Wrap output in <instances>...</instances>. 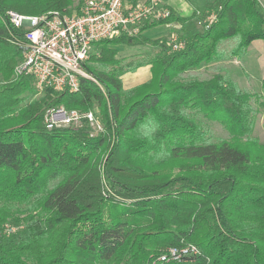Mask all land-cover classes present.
<instances>
[{
	"label": "trees",
	"instance_id": "trees-1",
	"mask_svg": "<svg viewBox=\"0 0 264 264\" xmlns=\"http://www.w3.org/2000/svg\"><path fill=\"white\" fill-rule=\"evenodd\" d=\"M81 3L0 0V264H264V143L254 136L257 112L264 125V79L256 92L222 72L185 75L264 43L261 1L213 0L207 10L218 17L208 28L188 26L197 12L173 11L140 35L103 39L85 63L95 80L39 93L32 76L17 73L24 29L8 12H74ZM168 22L183 25L182 50L143 34ZM120 44L160 50L119 58ZM145 65L150 80L125 88L123 75ZM59 106L93 110L103 130L92 136L87 121L49 130L45 113ZM149 121L155 132L142 129ZM210 122L236 142L217 139ZM189 244L200 254L157 261Z\"/></svg>",
	"mask_w": 264,
	"mask_h": 264
},
{
	"label": "built area",
	"instance_id": "built-area-1",
	"mask_svg": "<svg viewBox=\"0 0 264 264\" xmlns=\"http://www.w3.org/2000/svg\"><path fill=\"white\" fill-rule=\"evenodd\" d=\"M199 26L208 28L218 17L215 10L196 11ZM173 9L161 0H82L78 11L51 10L27 15L10 10L8 17L17 28L24 29L23 59L17 73L30 75L39 93L51 88L55 91L76 92L81 77L95 80L86 70L93 46L122 34L140 35L146 22L168 19ZM174 28L168 39L169 51L185 48L180 38L179 22L165 23ZM87 121L92 136L103 130V123L93 111L50 107L44 122L49 130L71 126L79 128ZM10 227V226H9ZM5 226L6 232L15 228ZM200 254L197 246L169 247L157 258L159 262L180 261Z\"/></svg>",
	"mask_w": 264,
	"mask_h": 264
},
{
	"label": "rangeland",
	"instance_id": "rangeland-1",
	"mask_svg": "<svg viewBox=\"0 0 264 264\" xmlns=\"http://www.w3.org/2000/svg\"><path fill=\"white\" fill-rule=\"evenodd\" d=\"M262 6L264 8V0H260ZM77 3L78 0H75ZM213 2V0H211ZM74 11H77L75 8ZM191 28H196L199 26L197 23V19L195 18L193 24L188 25ZM199 28V27H198ZM169 28H166L164 25H158L144 33L146 37L155 39L159 36H162L169 32ZM175 31L172 28V32ZM166 34V38L169 39L171 33ZM229 42V41H227ZM233 43H228L231 46ZM227 46V45H226ZM118 57L119 58H131L136 57V59H149L152 55L157 53L160 49L153 45H118ZM99 52V48L97 45H94L92 48V52L97 54ZM139 69V68H138ZM137 69V70H138ZM136 70V71H137ZM135 72H128V74L132 77L133 83L135 86L144 83L150 79H146L144 76L141 77L139 74ZM222 72L228 74L233 80H235L241 88L249 89L252 91L260 92L262 90L263 79H264V43L262 40H255L249 47L247 54L242 58H234L230 60H225L218 63L208 64L201 69L191 70L186 72L185 75H194L198 78L204 79L213 76L214 74ZM129 77V76H128ZM127 79V78H126ZM125 79V84L128 82ZM2 76L0 74V84L2 83ZM124 83V82H123ZM129 86V85H127ZM134 87V86H133ZM210 128L217 139H225L229 142H236V138L233 137L228 130H226L220 123L218 122H210ZM254 136L258 137L261 143H264V125H263V117L261 112H257L255 118V130ZM245 139V138H244Z\"/></svg>",
	"mask_w": 264,
	"mask_h": 264
},
{
	"label": "crops",
	"instance_id": "crops-1",
	"mask_svg": "<svg viewBox=\"0 0 264 264\" xmlns=\"http://www.w3.org/2000/svg\"><path fill=\"white\" fill-rule=\"evenodd\" d=\"M161 1L165 5H168L169 7H171L173 9V11L175 13H177V15H180V16L186 17V18L192 17L196 11L207 10V8L209 7V5L211 3V0H161ZM194 20H195V18L192 21L188 22V25L193 24ZM166 28H168V27H166ZM169 29H170L169 32L167 31V33H166L167 35H168V33L172 32V28H169ZM148 30L149 29L145 30L143 32V34L146 33ZM166 34L159 36L158 38H161V39H163L162 37L166 38ZM155 39H157V38H155ZM136 73L139 74L141 77L144 76L147 80L150 79L151 75H152L149 65H145V66L140 67L136 71ZM122 78H123L125 88H131V87L135 86L134 84H131V83H133L134 77L130 76L128 73L123 75ZM125 79L127 80V82H128L127 85H129V86H127L125 84Z\"/></svg>",
	"mask_w": 264,
	"mask_h": 264
},
{
	"label": "clouds",
	"instance_id": "clouds-1",
	"mask_svg": "<svg viewBox=\"0 0 264 264\" xmlns=\"http://www.w3.org/2000/svg\"><path fill=\"white\" fill-rule=\"evenodd\" d=\"M150 125H151V127H150ZM141 127H142V129H149V127H150V131L155 132L158 125H156L153 121H149L147 124H144Z\"/></svg>",
	"mask_w": 264,
	"mask_h": 264
}]
</instances>
